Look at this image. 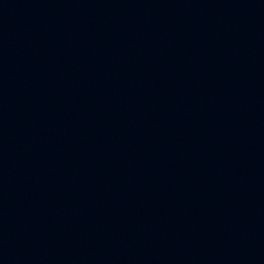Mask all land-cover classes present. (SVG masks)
Instances as JSON below:
<instances>
[{
    "label": "water",
    "instance_id": "1",
    "mask_svg": "<svg viewBox=\"0 0 264 264\" xmlns=\"http://www.w3.org/2000/svg\"><path fill=\"white\" fill-rule=\"evenodd\" d=\"M0 264H264V0H0Z\"/></svg>",
    "mask_w": 264,
    "mask_h": 264
}]
</instances>
